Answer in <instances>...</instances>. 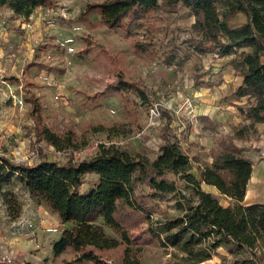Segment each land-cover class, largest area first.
Instances as JSON below:
<instances>
[{
  "label": "rangeland",
  "instance_id": "rangeland-1",
  "mask_svg": "<svg viewBox=\"0 0 264 264\" xmlns=\"http://www.w3.org/2000/svg\"><path fill=\"white\" fill-rule=\"evenodd\" d=\"M96 1L102 0H51L28 17L16 16L7 6L0 7V154L28 163L42 156L64 162L86 158L104 143L152 158L158 152L162 126L169 115L166 134L176 139L188 155L202 160L206 153L202 137H213V151L223 132L202 123L198 113L202 100L197 91L209 85L210 89L203 90L216 95L215 100L224 108L221 111H228L226 106L235 99L234 81L223 85L222 71L210 72L217 59L211 54L215 49L202 53L192 47L197 35L177 23L178 18H186L178 9L160 5L130 26L109 28L96 10L84 12L88 2ZM119 71L128 79L141 81L148 93L146 101L131 90L124 91L122 97L110 92L108 84ZM225 73L235 75L227 66ZM101 91L106 94L88 97ZM25 93L38 97L41 118L51 129L73 132L75 146L57 149L37 140ZM243 98L241 105L245 106L247 99ZM208 103L213 105L205 101ZM152 107L157 108V116ZM193 172L197 174L196 168ZM163 176L175 178L183 196L178 192L151 195L147 185H136V191L146 195L153 220L164 213L179 214L177 199L187 204L195 198L184 180L168 172ZM95 179L94 175L84 177L81 190ZM201 187L227 204L226 197L212 187ZM10 193L20 204L17 217L8 213L6 198ZM62 226L56 213L37 203L12 174L11 182L0 191V264H59L53 257L52 242ZM105 230L116 235L108 227ZM140 246L142 264H175L172 248H164L157 241ZM123 247L106 251L103 257L110 264H120ZM218 259L217 254L199 264H216Z\"/></svg>",
  "mask_w": 264,
  "mask_h": 264
},
{
  "label": "trees",
  "instance_id": "trees-1",
  "mask_svg": "<svg viewBox=\"0 0 264 264\" xmlns=\"http://www.w3.org/2000/svg\"><path fill=\"white\" fill-rule=\"evenodd\" d=\"M50 3L0 0V6L24 17ZM160 5L169 10L182 5L194 16L190 30L197 35L192 43L197 51L215 49L218 56L236 55L230 63L242 76L234 95L247 99L245 106L237 105L244 122L231 134L218 138L210 161L191 158L166 134L169 115L162 126L158 152L152 158L104 143L86 158L64 162L42 156L28 163L0 154V191L15 174L37 203L56 213L63 226L52 242V253L59 264H110L104 253L120 245L124 246L120 264H142L140 243L150 241L172 248L175 264H199L217 254L219 246L230 256L221 255L216 264H264V203L242 202L252 160L237 144L255 133L257 123H264V0H102L88 2L84 12L96 10L104 25L118 28L138 22ZM239 12L244 14V21L231 25L230 19ZM108 88L121 97L131 90L143 101L148 99L141 81L128 79L121 71ZM105 94L101 91L88 97ZM23 98L29 103L37 140L57 149L76 145L71 130L58 133L42 120L35 94L25 93ZM167 172L184 180L195 198L187 204L177 199L179 214L164 213L153 220L146 195L136 191V185H147L151 195L179 193L176 179L163 176ZM88 174L96 179L81 190ZM202 183L215 187L218 194L229 199L228 204L203 189ZM6 202L9 215L17 217L20 204L15 195L10 193ZM106 227L116 235L107 233Z\"/></svg>",
  "mask_w": 264,
  "mask_h": 264
},
{
  "label": "crops",
  "instance_id": "crops-1",
  "mask_svg": "<svg viewBox=\"0 0 264 264\" xmlns=\"http://www.w3.org/2000/svg\"><path fill=\"white\" fill-rule=\"evenodd\" d=\"M177 9H178V13L183 12L186 15V18H180V19L178 18L177 23L190 27L194 21V16L182 5H178L176 7V10ZM236 19L238 21H236ZM244 19H245L244 14L239 12L230 19V24L232 22V25H238L241 22H243ZM211 54L214 55V53ZM235 56L236 55L218 56L217 54L212 56L217 59H216V63H214L213 67H211L210 70V72L216 70L220 72L222 71L223 77L225 78V80L223 81V85H226L227 83L230 84V81H234L232 88L233 95H234V90L241 83V79H242V76L235 71L234 67L230 63V59L235 58ZM262 59H264V55H262ZM225 66L230 67V69L234 70L235 75H233V77L232 75H230V73L228 75L225 73ZM208 86L202 85L200 86V90L197 91V93L199 94V99L202 100V105L200 107V111L198 112L200 114V118L202 119V123L204 122L217 126L218 128H220V132H223V135L231 134L234 128L238 124L244 122L243 116L239 113L237 109V105L241 104L243 102V100L241 99L244 98L243 97L237 98L234 95L235 99H232L231 104L226 106L228 111H221L224 108L222 105L219 106V103L215 100L216 95H209L205 93V91L203 90L204 88L210 89V87ZM205 101L212 102L213 105H209L210 103L205 104ZM231 112H234V114H232ZM204 129H206L205 125H204ZM220 136H222V134H220ZM172 140H176V139H172ZM203 140L206 145V153L202 156V160L210 161L212 159V154H213V151L210 150V148L215 143L213 142V137H210L209 135L202 137V141ZM238 146H240L242 148V151L252 160V169L242 202L244 204L264 203V123H257L256 133L253 136L251 135L247 140L238 142ZM213 149H215V146L213 147ZM210 187H212L215 191H217L215 187L213 186ZM226 199L229 202V199L228 198ZM216 252L220 256L221 255H224L226 257L230 256L229 253L222 246H219L216 249ZM219 261L220 259H218V262Z\"/></svg>",
  "mask_w": 264,
  "mask_h": 264
},
{
  "label": "built area",
  "instance_id": "built-area-1",
  "mask_svg": "<svg viewBox=\"0 0 264 264\" xmlns=\"http://www.w3.org/2000/svg\"><path fill=\"white\" fill-rule=\"evenodd\" d=\"M214 55H216V53H214ZM151 111L154 113V116H157L159 113L156 107H152Z\"/></svg>",
  "mask_w": 264,
  "mask_h": 264
}]
</instances>
